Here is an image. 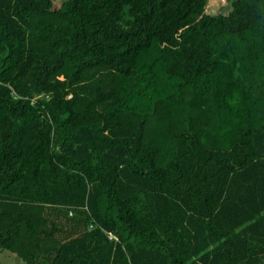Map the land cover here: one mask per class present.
I'll return each mask as SVG.
<instances>
[{
    "label": "trees",
    "instance_id": "16d2710c",
    "mask_svg": "<svg viewBox=\"0 0 264 264\" xmlns=\"http://www.w3.org/2000/svg\"><path fill=\"white\" fill-rule=\"evenodd\" d=\"M227 1L0 0L1 250L264 264V0Z\"/></svg>",
    "mask_w": 264,
    "mask_h": 264
},
{
    "label": "rangeland",
    "instance_id": "374dc122",
    "mask_svg": "<svg viewBox=\"0 0 264 264\" xmlns=\"http://www.w3.org/2000/svg\"><path fill=\"white\" fill-rule=\"evenodd\" d=\"M67 0H54L58 7ZM230 10V4L227 0H209L207 13L210 15H217L219 13L227 14ZM0 260L2 264H26L11 252L0 249Z\"/></svg>",
    "mask_w": 264,
    "mask_h": 264
},
{
    "label": "built area",
    "instance_id": "2783aa9c",
    "mask_svg": "<svg viewBox=\"0 0 264 264\" xmlns=\"http://www.w3.org/2000/svg\"><path fill=\"white\" fill-rule=\"evenodd\" d=\"M110 238H111V239H114V237H113V236H111Z\"/></svg>",
    "mask_w": 264,
    "mask_h": 264
}]
</instances>
